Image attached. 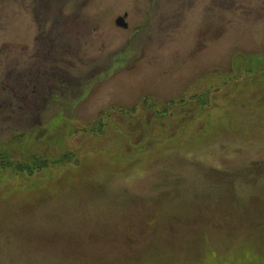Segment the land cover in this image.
Wrapping results in <instances>:
<instances>
[{
    "label": "rangeland",
    "instance_id": "rangeland-1",
    "mask_svg": "<svg viewBox=\"0 0 264 264\" xmlns=\"http://www.w3.org/2000/svg\"><path fill=\"white\" fill-rule=\"evenodd\" d=\"M34 9L0 0V103L20 107L0 112V264H264V172L242 174L264 163V0ZM45 63L61 93L37 124L21 85Z\"/></svg>",
    "mask_w": 264,
    "mask_h": 264
},
{
    "label": "flooded vegetation",
    "instance_id": "flooded-vegetation-1",
    "mask_svg": "<svg viewBox=\"0 0 264 264\" xmlns=\"http://www.w3.org/2000/svg\"><path fill=\"white\" fill-rule=\"evenodd\" d=\"M20 1L29 2V3L33 2L36 9L39 8L45 11V13L40 12L41 14L39 15L41 16L37 15L35 9L33 10L34 14L31 12L34 20L38 21L39 17L46 20L47 14L50 13L49 11H51V13L55 12L56 10H58V6H60V4L63 1L64 3H66L68 0H20ZM50 50L52 52H57L56 51L57 49L54 47L52 48L50 47ZM44 66L45 68L42 71V74H40V76H44L46 81L35 79L32 76V72L31 74L26 72L25 97L27 99L28 108L30 111H37L38 110V108H36L37 106H41V103L44 104L46 103L47 99H46L45 91L47 89L51 90L53 87L56 88L55 84L58 82L57 78L59 79L62 75V68L59 65L57 64L52 65L49 63H45ZM37 96L40 98L39 100L36 99ZM36 113L39 115L41 114V112H36Z\"/></svg>",
    "mask_w": 264,
    "mask_h": 264
},
{
    "label": "trees",
    "instance_id": "trees-1",
    "mask_svg": "<svg viewBox=\"0 0 264 264\" xmlns=\"http://www.w3.org/2000/svg\"><path fill=\"white\" fill-rule=\"evenodd\" d=\"M52 65H55L56 63H51ZM41 78H44V76H40ZM40 79V78H39ZM55 79V78H54ZM25 80H26V78H25ZM41 80V79H40ZM57 80L58 81H60L61 82V79L59 78H57ZM21 88L25 91V85L24 86H22L21 85ZM18 89H20V87H18ZM18 98V97H17ZM22 98L24 99V106L27 108L28 107V103H27V99H26V97H25V92H24V95L22 96ZM20 107H19V103H17L16 102V104L14 105V107L12 108V109H10V106L8 105V104H5V105H2V102L0 103V112L3 114V113H8V112H11V111H13L15 114L16 113H19L18 112V109H19ZM21 110V109H20ZM3 111H6V112H3ZM1 114V115H2ZM10 116H11V114L10 113H8ZM33 117H35V123L37 122V124L40 122V117L39 116H33ZM37 126H39V125H37ZM12 142V141H11ZM24 141L23 140H20V141H17V142H14L12 145H15L16 147H20L21 146V144L23 143ZM2 158H3V155H0V169H2L3 167H7V166H9L10 165V163H6V162H3L2 161ZM31 159H32V161H35L36 160V157L34 156V154L31 156ZM35 162H37V161H35ZM30 163H31V161H30ZM34 163V162H33ZM28 164V163H27ZM37 164V163H36ZM262 164H264V163H254V164H252L251 166H249V167H246L243 171H242V174L244 173V172H246V171H250V169L253 167L254 168V170H256L258 173H260V174H262L263 172H264V165H262ZM17 168V171H26V172H28V173H31L32 172V169H33V167L34 166H31V164L30 165H24V164H20V163H18V165L16 166ZM38 167V166H37ZM216 173L217 174H222L220 171H216ZM239 174V173H238ZM217 176V175H216ZM231 178V177H230ZM230 180H232V179H230ZM233 183H234V181H232ZM231 183V182H230ZM232 188H233V186H232ZM264 200V199H263ZM263 200H257V199H253L252 200V203H257V201L259 202V206H256V210H257V213L258 214H260L262 217H264L263 215H264V201ZM232 216H233V220H232V222L233 223H236V219H238L239 221H241V222H244V218H242L241 216H235L234 215V212H233V214H232Z\"/></svg>",
    "mask_w": 264,
    "mask_h": 264
},
{
    "label": "water",
    "instance_id": "water-1",
    "mask_svg": "<svg viewBox=\"0 0 264 264\" xmlns=\"http://www.w3.org/2000/svg\"><path fill=\"white\" fill-rule=\"evenodd\" d=\"M116 24L118 26H121V27H124L126 28L127 27V23L125 22V19L123 17H119L117 20H116Z\"/></svg>",
    "mask_w": 264,
    "mask_h": 264
}]
</instances>
